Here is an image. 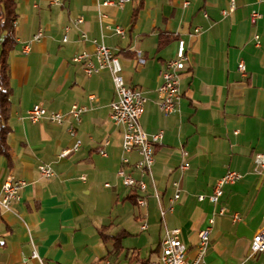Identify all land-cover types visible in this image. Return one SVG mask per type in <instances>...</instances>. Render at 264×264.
Listing matches in <instances>:
<instances>
[{"label": "crops", "instance_id": "1", "mask_svg": "<svg viewBox=\"0 0 264 264\" xmlns=\"http://www.w3.org/2000/svg\"><path fill=\"white\" fill-rule=\"evenodd\" d=\"M104 1L115 0H63L62 6L16 0L17 46L8 58L12 166L0 156V188L9 177L25 185L8 209L0 208V264H137L134 259L149 257L155 241L160 251L161 240L173 229L191 248L212 217L207 251L219 264H261L264 254L252 255L250 244L264 217V168L254 163L256 155L264 154V0H235L229 14L223 12L230 0H143L132 27L139 0ZM254 14L258 17L252 23ZM39 31L41 37L34 40ZM160 34L174 40L159 49ZM179 39L187 47V72L176 110L166 115L157 89ZM94 40L117 54L125 82L142 90L141 128L161 134L146 177L145 210L115 180L121 128L110 120V73L88 77L82 66L70 62L76 52L93 54ZM73 104L86 108L77 135L87 139L61 158L75 144L67 132L69 120L57 125L45 117L30 123L26 113L34 105L42 106L46 116L64 113ZM129 158L139 159L136 153ZM43 165L52 169L51 177L41 175ZM227 170L240 179L224 188L219 201L224 214L218 215L207 197ZM177 190L179 201L161 217L160 209L167 208ZM253 219L258 225L247 237L239 228ZM157 226L158 236L152 238L149 231ZM102 227L108 237L127 233L120 254L112 251V239H102ZM158 255H151V261L157 263Z\"/></svg>", "mask_w": 264, "mask_h": 264}, {"label": "built area", "instance_id": "2", "mask_svg": "<svg viewBox=\"0 0 264 264\" xmlns=\"http://www.w3.org/2000/svg\"><path fill=\"white\" fill-rule=\"evenodd\" d=\"M128 0L104 1L103 5H120ZM50 4L62 6L63 0H50ZM235 10V0L229 1V7L224 14L232 13ZM257 14L250 18V22L254 23ZM81 23V19L77 20ZM68 28H65L67 32ZM197 32V30L195 31ZM115 33L122 35L120 29H115ZM41 37L39 31L34 40ZM85 39V35H82ZM65 41V37L63 38ZM94 52L90 54L86 51L76 52L70 58L72 64L80 65L86 76L98 75L104 71H108L112 77L114 87V99L109 104L111 122L121 128L120 142V158L119 167L115 173V180L118 185L129 191L133 196L135 205L142 210L146 209V193L148 184L146 177L151 174L154 164L155 145L159 143L161 134L149 135L140 126L139 120L146 104V98L140 88L127 84L123 77V69L121 62L109 47L97 41H92ZM176 53L173 59L169 60L164 70L160 73V85L157 89L161 97L160 110L164 114H171L176 110L178 102L181 98L180 83L184 73L187 72V47L185 41L177 40ZM238 70L242 72L243 66L238 65ZM92 100V97H89ZM86 113V108L82 105L73 104L64 113L52 112L46 116L45 110L40 105L32 106L26 113V119L30 123H38L45 117L54 124L62 125L66 119L69 120L67 129L68 134L75 138V144L72 149L65 150L60 154L64 158L72 151H76L87 139L84 136L77 135V127L81 124ZM107 144V142L105 143ZM136 153L139 159L131 162L129 155ZM103 157L105 152L100 153ZM183 156L186 153H182ZM254 163L258 169L264 168V154L254 157ZM185 168L184 165L181 166ZM41 175L49 178L53 175L49 166L43 165L38 167ZM85 180V177H81ZM240 179V175L235 171L227 170L214 184L212 193L207 197L210 204L217 206L218 209L214 214L223 215L224 209L219 207V201L223 196V190L226 186L235 185ZM22 180H15L12 177L7 178L0 188V208L8 209L12 202L19 198V192L24 187ZM105 188H110V184L105 183ZM180 191L177 190L168 200L166 209H160V216L164 217L167 212H172L174 205L179 201ZM203 195L198 196L199 201H203ZM144 221L142 229L147 228L144 213L141 216ZM234 221H238V215L233 216ZM214 217L208 220V225L198 231L197 241L194 246L187 247L180 238L181 231L173 229L164 235L160 242V251L158 255V264H206L204 257L211 240L212 225ZM250 252L252 255L264 254V217L263 224L259 231L253 236L250 244ZM35 252H32L31 258H35ZM24 264H27L26 260ZM261 264H264L262 262Z\"/></svg>", "mask_w": 264, "mask_h": 264}, {"label": "trees", "instance_id": "3", "mask_svg": "<svg viewBox=\"0 0 264 264\" xmlns=\"http://www.w3.org/2000/svg\"><path fill=\"white\" fill-rule=\"evenodd\" d=\"M143 7V0H139L137 6L133 10L131 18V27L134 25L137 17V13ZM16 12V0H0V156H3L8 163V167L11 168L12 162V150L7 144V137L11 132L9 126L12 88L10 86V75H9V54L17 46V39L15 35V23L17 21ZM174 37L169 35L160 34L158 37V48L160 49L163 45L172 42ZM132 202L134 201L133 196L130 197ZM99 233L104 241L109 239L113 240L112 251L115 254H120L122 251L121 241L127 236V233L121 231L114 237H108L104 234L106 229L104 227L99 228ZM159 252V246L151 250L149 257L138 258L136 257L135 263L137 264H157L151 261L150 256Z\"/></svg>", "mask_w": 264, "mask_h": 264}, {"label": "rangeland", "instance_id": "4", "mask_svg": "<svg viewBox=\"0 0 264 264\" xmlns=\"http://www.w3.org/2000/svg\"><path fill=\"white\" fill-rule=\"evenodd\" d=\"M257 225H258L257 220H255V219L249 220L247 222V224L244 225L243 228H241V229L239 228V230H242V233H244L248 237V236H250V234H252L255 226H257ZM212 227H213V225H212ZM149 234H151L152 238H153L154 234H157V236H158V226L154 230H150ZM155 243L157 244V241H155ZM156 244L154 245V248H155ZM205 262H206V264H219L217 259L211 254V251H207L206 256H205Z\"/></svg>", "mask_w": 264, "mask_h": 264}]
</instances>
